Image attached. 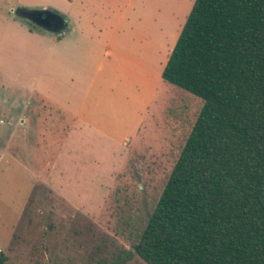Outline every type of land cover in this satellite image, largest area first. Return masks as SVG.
Instances as JSON below:
<instances>
[{
  "label": "rangeland",
  "instance_id": "1",
  "mask_svg": "<svg viewBox=\"0 0 264 264\" xmlns=\"http://www.w3.org/2000/svg\"><path fill=\"white\" fill-rule=\"evenodd\" d=\"M119 1L118 7L110 8L106 0H80L67 15L86 10L87 20L78 30L103 34L105 42L115 34L116 24L95 19L121 14L117 47L148 66V71L115 68L103 86L101 109L114 121L104 126L111 130L109 138L115 136L110 139L115 144L76 130L74 107L62 115L51 105L58 91L76 101L81 89L46 87L49 78L41 88L24 81L34 76L46 56L17 49L25 47L23 35L29 36V29H42L30 22L32 16H26L23 7L0 0V251L8 253L33 185L50 179L54 183L58 177L68 187L63 200L54 191L57 195L49 194L34 209L41 228L51 219L53 256L47 240L24 238L20 248L16 244L8 254L10 264H146L134 249L137 233L154 210L203 107L202 100L162 78L196 0ZM9 35L20 36L11 41L13 47L6 40ZM31 43L34 48L37 40ZM3 48L12 53L3 55ZM65 68L78 74L75 64ZM88 71L93 72L92 66ZM68 129L71 158L66 163L60 155L65 153L61 147ZM29 224L21 223L26 230Z\"/></svg>",
  "mask_w": 264,
  "mask_h": 264
},
{
  "label": "trees",
  "instance_id": "2",
  "mask_svg": "<svg viewBox=\"0 0 264 264\" xmlns=\"http://www.w3.org/2000/svg\"><path fill=\"white\" fill-rule=\"evenodd\" d=\"M162 78L203 107L137 233V256L146 264H264V0H196ZM49 194L45 182L33 185L0 264L24 238L47 240L53 256L51 219L41 228L35 218Z\"/></svg>",
  "mask_w": 264,
  "mask_h": 264
},
{
  "label": "crops",
  "instance_id": "3",
  "mask_svg": "<svg viewBox=\"0 0 264 264\" xmlns=\"http://www.w3.org/2000/svg\"><path fill=\"white\" fill-rule=\"evenodd\" d=\"M9 1L23 7L25 9L24 14H26V16H31L33 13L46 15V11H50L51 13L48 14L53 18L50 23L57 24L56 27H51L50 24L48 25L45 23L42 25L40 24L38 25V27L42 29L41 32L35 33L37 29L33 30L34 28H32L29 29V36L27 35V33L23 35L24 37H26L23 38L26 40L25 47L19 48L17 49V51L24 49V51L29 55L40 56L42 54L46 56L44 58L43 65L40 66L39 64L38 71L36 72L35 70H33L34 76L30 79L24 78V81L31 82L36 88H41L43 80L49 78V86L46 87H54L53 89H66L72 87L78 88V91L79 89H81V92H79L78 95L81 98L76 101H73L72 96L67 92L58 91V94H56L55 98H53L57 103L55 101H50L51 105L55 106V108L62 115L70 113L67 110L71 109V107H74L75 117L73 123L75 126L78 122V128H76V130H80L83 135L92 133L96 136H103L108 140H114L115 136L109 138V136L111 135L110 128L107 129L104 126L105 124H110L112 126L114 125V121L112 116L105 115L104 111L101 109L102 100L100 97H102L103 95V86L111 81L110 79L113 76L115 68L121 70L124 69L126 72H128L130 69L131 71H148V66L143 60L131 59L128 52H124L119 47H117L115 34L117 33V29L121 26L122 15L120 14V16H117V18L115 19H113L111 16H100L95 19L102 22L103 24H116V27L114 28L115 34H113L111 38L107 37L106 39H109V41L104 42L103 34L92 35L84 32L83 30H78L77 26H84L85 23H83V21L87 20V17H85L87 14L86 10L78 11L77 16H74V14H72L71 17L67 16L70 15L69 9L74 7V5L77 4L80 0ZM106 1L108 2L110 8L118 7L121 3L119 0ZM30 9L43 11H32ZM11 22L16 24L14 19ZM75 23L77 24L76 26ZM19 38L20 36L9 35L6 40H8V45L10 47H13L11 41H18ZM34 40H37V44L33 48L31 42ZM11 50L12 49L10 48H3L2 54L10 55L12 53ZM90 63H92V65ZM74 64L78 69L80 65L82 66L79 71H77V75L75 73H69V70L65 68L68 65ZM90 66H92L93 68V72L91 73H89L88 71V68ZM47 68L49 72L48 76L46 74ZM17 81L20 82L21 80L17 79ZM75 84L77 85L74 86ZM93 88H97V90L93 91ZM143 102L147 103L146 100ZM126 105L131 107L129 102H127ZM141 121L142 119L139 120L137 128L141 126ZM73 123L71 124L72 127ZM55 124L57 126V121L55 122ZM60 124L61 123H59V125ZM70 129L67 130L65 136L66 140H64L65 143L61 147L64 148L65 153L60 155L61 160L66 161V163L67 160L71 158L70 152L67 149L69 145L68 139L71 137ZM128 143L129 141L127 142V145ZM130 144L132 145L131 141ZM1 157L4 158L3 154L1 155ZM54 179V183L51 179L49 181L50 183H47L46 181L45 183L48 186L51 185V189L59 194L61 198L62 196L67 197L65 191L68 187L64 185L65 182L61 181L58 177H54ZM56 183L60 187H55L54 184ZM75 191H77L76 188H74V192ZM64 200H66V198H64Z\"/></svg>",
  "mask_w": 264,
  "mask_h": 264
},
{
  "label": "flooded vegetation",
  "instance_id": "4",
  "mask_svg": "<svg viewBox=\"0 0 264 264\" xmlns=\"http://www.w3.org/2000/svg\"><path fill=\"white\" fill-rule=\"evenodd\" d=\"M32 19L34 20V22L38 25H42V24H50L51 27H56L57 24H51L50 22L53 20L52 16L47 14V15H41V14H37V13H33L32 15Z\"/></svg>",
  "mask_w": 264,
  "mask_h": 264
},
{
  "label": "water",
  "instance_id": "5",
  "mask_svg": "<svg viewBox=\"0 0 264 264\" xmlns=\"http://www.w3.org/2000/svg\"><path fill=\"white\" fill-rule=\"evenodd\" d=\"M30 20L32 21V19H30ZM32 22H34V20Z\"/></svg>",
  "mask_w": 264,
  "mask_h": 264
},
{
  "label": "bare ground",
  "instance_id": "6",
  "mask_svg": "<svg viewBox=\"0 0 264 264\" xmlns=\"http://www.w3.org/2000/svg\"><path fill=\"white\" fill-rule=\"evenodd\" d=\"M27 92V91H26Z\"/></svg>",
  "mask_w": 264,
  "mask_h": 264
}]
</instances>
